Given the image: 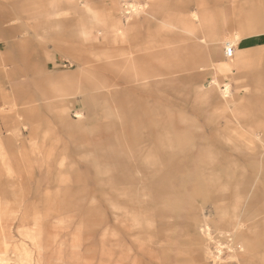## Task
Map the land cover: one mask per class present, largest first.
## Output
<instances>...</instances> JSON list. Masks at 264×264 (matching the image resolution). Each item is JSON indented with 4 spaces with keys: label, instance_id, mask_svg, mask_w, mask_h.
<instances>
[{
    "label": "rangeland",
    "instance_id": "1",
    "mask_svg": "<svg viewBox=\"0 0 264 264\" xmlns=\"http://www.w3.org/2000/svg\"><path fill=\"white\" fill-rule=\"evenodd\" d=\"M99 1L0 0V264H161L162 223L182 257L192 256L191 219L202 204L194 177L207 170L197 166L204 159L214 160L213 180L227 183V213L253 179L250 200L263 209L264 158H251L249 147L264 146V60L218 76L198 69L200 60L189 68L188 35L165 22L203 2L227 36L238 23L253 31L233 48L264 51V0L121 1L122 15L146 17L130 39L154 74L145 86L105 63L118 53L109 39L94 46L109 36L93 13H102ZM224 43L215 68L238 56L227 57ZM175 69L182 78L165 80ZM248 134L262 141L246 143ZM215 215L195 229L219 264L235 249L230 233L214 229Z\"/></svg>",
    "mask_w": 264,
    "mask_h": 264
},
{
    "label": "crops",
    "instance_id": "2",
    "mask_svg": "<svg viewBox=\"0 0 264 264\" xmlns=\"http://www.w3.org/2000/svg\"><path fill=\"white\" fill-rule=\"evenodd\" d=\"M98 1L99 0H97V2L94 0H85L84 4L87 3V6L89 7L90 5L97 7ZM121 1L123 0L99 1L103 11L100 13L96 10L93 11V13L98 16H103V20L106 21L105 24H107L106 30L109 32V36L107 34L100 37L97 36L94 46H100L103 44L106 45L111 41V45L114 47L113 50H118V53H113L110 56H107L109 59L106 60L105 63L110 64V66L113 68V65H115L120 69L124 68L125 70L130 71L131 74H129V77L132 79V81L138 82L141 86H145L147 85L149 78L153 77L154 74L149 73L143 66L144 56L135 55L137 50H141L140 46H136L138 45L137 43L139 41L134 40L133 44L132 40L130 39L131 37L133 39L138 38L141 35L144 29L143 24L146 20V17H144L143 20H140L122 15L121 9L123 3ZM76 4L81 6L82 2L80 3L77 1ZM51 5L53 6L54 4L52 3ZM212 15L213 13L207 10L206 4L201 2L198 11H193L189 15H186L184 12H178L165 22V24L170 28H176L180 32L188 35L186 40H189V43L186 41L184 44H182L181 48H191L189 51V57L186 59L188 61L186 64L189 65V68L194 66L193 68L197 67L201 70L209 66L213 68L214 72L218 76L222 73H232L235 72L236 69L245 68L251 64H258L261 63V61L263 62L264 51L250 50L251 48L239 49L235 47L232 53L226 56L233 57L235 50L239 49L238 56L231 59L230 61L222 62L215 68L212 60L218 56V54H220L222 42H225V52H227L229 47L234 46V42L249 36L252 30L249 29V27L247 28L246 26H243V24L238 23V28L232 33L228 34L229 36H227L225 31L228 30V28L223 27V25L220 28L216 27L214 25ZM132 30L137 31L131 36ZM105 38L109 39L110 41L103 40ZM171 50L167 54H170L169 57L173 56L174 60L176 57L181 55L179 50H177V47H175L174 50ZM169 57L167 60H169ZM195 60H200L205 64L202 63L195 67V65H193ZM180 71L181 69L171 70L169 73L172 76L166 77L165 80L174 81L175 79L182 78L181 74H179L178 77H174L175 73H179ZM197 75H188L186 78L188 81H195L197 79ZM122 91L128 92L130 90L123 89ZM225 91H228L227 84L226 88L223 90L224 97L227 96L224 93ZM112 93L113 91L109 90L107 94L110 95ZM211 93L212 91L208 90L204 91L203 94L204 96L208 97L211 95ZM99 95H106V93L101 92ZM228 103V100L220 102L223 107H229ZM136 111L138 110L134 108L129 109V112L132 114ZM75 113V116L82 118L81 112L77 111ZM249 136V138H244V142L252 143L256 141L255 139L261 140L257 134H250ZM262 143H264V141ZM249 148L252 150V155H250L251 158H264V146L262 148ZM228 156L230 158L236 155L233 151H230ZM213 164V159H204V161L200 160L199 165L197 166H204L207 170H203V172L201 171L196 175V177H194V181H196L197 186L200 187L199 194L202 198V204L195 209L196 213L191 219L192 228L195 231L197 240V243H195L197 247L196 250L192 249V256L186 258L182 257V254L179 251V245L182 243L177 239L173 242L170 228L165 223H162V235L160 243L161 264H213V262L210 261L207 256L206 248H204L202 245L204 242L202 239H200L201 237L199 236L195 227L197 228L198 225L205 223V221L207 222V220H205L206 217H209V221L211 222L212 220H210V216L214 213L218 218L214 229L223 233H230V235L233 236V242L227 243V245H232L235 249V251L232 253L230 251H225V254L222 256L221 262L219 264H264V205L263 209L259 211L254 209L257 203L253 201V199L250 200V193L253 190L256 182L255 179L247 183V189H245L246 196L244 198L241 196L242 199H238L239 201L235 206H233L232 212L227 213L225 211V205L228 198L227 183L221 180H213V177L216 175ZM220 174L229 176L228 171L222 167ZM130 176L131 171H128L127 178ZM247 198H249L248 201H246ZM116 207L120 208L121 206L116 203ZM119 215L120 213L117 211L115 214V219H119ZM164 218L165 217H163V219ZM195 244L192 243L194 247ZM217 259H219V257Z\"/></svg>",
    "mask_w": 264,
    "mask_h": 264
},
{
    "label": "built area",
    "instance_id": "3",
    "mask_svg": "<svg viewBox=\"0 0 264 264\" xmlns=\"http://www.w3.org/2000/svg\"><path fill=\"white\" fill-rule=\"evenodd\" d=\"M233 49H234L233 47H229L227 49L226 55H230L232 53Z\"/></svg>",
    "mask_w": 264,
    "mask_h": 264
},
{
    "label": "bare ground",
    "instance_id": "4",
    "mask_svg": "<svg viewBox=\"0 0 264 264\" xmlns=\"http://www.w3.org/2000/svg\"><path fill=\"white\" fill-rule=\"evenodd\" d=\"M220 255V254H219ZM217 257H219V256H217Z\"/></svg>",
    "mask_w": 264,
    "mask_h": 264
}]
</instances>
